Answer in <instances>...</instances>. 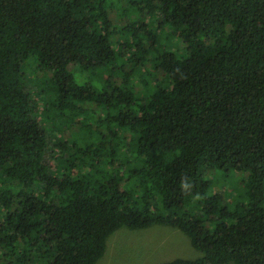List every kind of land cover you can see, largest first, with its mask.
Listing matches in <instances>:
<instances>
[{
	"label": "trees",
	"instance_id": "16d2710c",
	"mask_svg": "<svg viewBox=\"0 0 264 264\" xmlns=\"http://www.w3.org/2000/svg\"><path fill=\"white\" fill-rule=\"evenodd\" d=\"M154 225L200 252L158 264H264V0H0V264H96Z\"/></svg>",
	"mask_w": 264,
	"mask_h": 264
},
{
	"label": "rangeland",
	"instance_id": "374dc122",
	"mask_svg": "<svg viewBox=\"0 0 264 264\" xmlns=\"http://www.w3.org/2000/svg\"><path fill=\"white\" fill-rule=\"evenodd\" d=\"M120 11L121 9L117 10V18L119 16H123ZM139 18L140 22L147 25L149 29L150 26H152V24L154 25V22L157 20L151 16L148 18L146 14L143 15L136 11H134L131 17H128V20L137 21ZM141 30H143V26ZM165 33H167L166 29L164 34ZM172 40H174L173 37ZM120 62H124V60H121ZM149 66L151 65H148V67ZM112 67V65H108L102 69V71H96L92 74H73L74 77L81 83H86L96 89H100L102 87V83L108 81L109 77L115 78L117 76L113 70L108 71L109 69H112ZM127 68L130 69V65L127 66ZM24 76L26 79V87L30 93H32V98L36 101L39 111L43 107L44 101L49 105L50 103L54 104L55 99L52 96L47 95L44 97L39 95L41 90L38 89L35 84L30 82V80L34 77L31 73L25 72ZM38 77L39 75L37 74L35 78L38 79ZM39 103L42 105H39ZM89 106L87 108L88 116L93 113L89 110L91 109ZM82 120L84 121V119ZM78 131L80 134V129H78ZM54 137L55 135L52 134L51 139ZM245 179V173H236L232 171H229L228 173L212 171L208 175V180L211 183V191L213 193L218 192L220 196L223 194L222 196L224 198L242 193L243 182ZM223 191L226 192L223 193ZM199 256L200 252L191 246L188 236L180 230L169 226L154 225L144 230H129L126 228L117 230L107 240L105 253L96 264H158L160 262H166L177 258L195 259Z\"/></svg>",
	"mask_w": 264,
	"mask_h": 264
},
{
	"label": "clouds",
	"instance_id": "9594fccd",
	"mask_svg": "<svg viewBox=\"0 0 264 264\" xmlns=\"http://www.w3.org/2000/svg\"><path fill=\"white\" fill-rule=\"evenodd\" d=\"M185 187H186V185H185Z\"/></svg>",
	"mask_w": 264,
	"mask_h": 264
}]
</instances>
